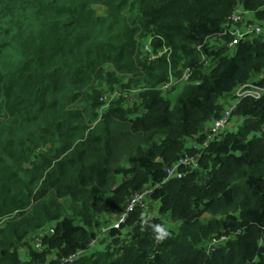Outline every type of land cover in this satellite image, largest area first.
<instances>
[{"label":"trees","instance_id":"obj_1","mask_svg":"<svg viewBox=\"0 0 264 264\" xmlns=\"http://www.w3.org/2000/svg\"><path fill=\"white\" fill-rule=\"evenodd\" d=\"M251 12L264 20V0H0V264H59L81 250L70 264H264V95L243 98L239 128L200 150L221 99L264 73L261 35L229 46ZM146 47H170V60ZM173 78L175 104L161 91ZM117 85L141 98L100 113ZM198 152L199 168L167 180ZM145 190L159 213L137 206L115 227Z\"/></svg>","mask_w":264,"mask_h":264},{"label":"built area","instance_id":"obj_2","mask_svg":"<svg viewBox=\"0 0 264 264\" xmlns=\"http://www.w3.org/2000/svg\"><path fill=\"white\" fill-rule=\"evenodd\" d=\"M239 21H243V12L238 11L235 12L229 19V25L231 22L237 23ZM230 34L233 36L232 40L229 43V46L231 48L236 47L240 42L245 40L253 39L255 36H259L262 34V28L255 24H247L245 29L240 28H233L230 30ZM146 49L150 52L148 55L150 56V59H154L155 57H158L164 53L168 54L169 60L171 57V48L170 47H164V49L158 50V55L149 50L148 47ZM190 71L186 69V71L183 73L182 80L186 81L190 78ZM264 81V73H261L253 80L249 81L248 83L242 85L239 88L238 97L241 101L243 98L252 97L255 99H260L264 95V85L261 84V82ZM176 81H174V78L169 81L165 87H170L171 85L175 84ZM104 93V92H103ZM102 93V94H103ZM105 93H111L114 94L113 96L108 95H102L100 98L101 103L103 104V107L110 105L114 100H118L122 97H130V95L127 93V91L124 90H111V91H105ZM239 101V102H240ZM234 107L227 109L224 114L217 119L213 125L209 128L211 132L208 134L207 139L202 143L200 150L206 148L209 146L210 141L213 139L214 134L221 131L223 128H225L228 123L230 122L231 116L233 114ZM192 148L198 149L199 147L194 144L191 145ZM202 154L201 152H198L194 155H191L189 153H186L184 156H182L175 164L172 166H169L167 168V180L172 179L173 177L182 178L187 173H189V170H195L200 167V158ZM184 167L185 170L181 171V168ZM149 190H145L142 193H136L132 196L126 210L122 213L119 221L114 225L115 227L119 228L122 223H125L128 219L131 211H133L137 206H143L144 208H148L147 204L145 203V198L148 196ZM110 228L103 229V232L109 230ZM54 233L53 228H47L40 230L37 234H34L31 236V239L34 241V245L38 250H42L43 248V238L50 234ZM229 239V236L223 235L221 237H215L213 238L208 247V252H211L218 244L221 242H224ZM84 253L83 250L73 253L68 257L62 258L59 264H70L75 262L82 254ZM43 264H53L50 261H46Z\"/></svg>","mask_w":264,"mask_h":264},{"label":"rangeland","instance_id":"obj_3","mask_svg":"<svg viewBox=\"0 0 264 264\" xmlns=\"http://www.w3.org/2000/svg\"><path fill=\"white\" fill-rule=\"evenodd\" d=\"M99 11L102 12V9L99 8ZM244 17H245V20L246 21L251 20V21H253V23L255 25H258V26H260L262 28L261 37L264 38V20L257 19L253 12L246 14ZM243 29H245L244 26H243ZM150 39L151 38H149L148 40H150ZM218 45L223 46V43L218 42ZM157 53H158V51H157ZM231 53H233V49H231ZM171 54H172V49H171ZM155 55H156V53H155ZM107 68L108 69H111V65H108ZM209 69H211V66L208 64V66L206 67L205 71H207ZM124 81L127 83V79H125ZM179 81H182V80L181 79L178 80L175 84L171 85L170 87H165V86H168V85H166L168 82H166L165 84L161 85V91L164 92L166 98L167 99H170L173 104H175L178 95L180 94V92H182V89H183L182 88V84L179 85V83H181ZM174 85H176V86H174ZM121 87L122 86L117 85L114 90H116V89L117 90H120ZM105 89H107V88H105ZM102 90H104V89L102 88ZM238 92H239V89H236L232 93H229V94L225 95L221 99V102L223 103V105L225 106V108L230 109L232 107H236L237 106V104L240 101L239 100V97H238ZM127 93L130 95V97H128V98L127 97H123V98L126 99L123 105H124V107L133 108L135 102L137 103V100H139L141 97L140 96H137V93L135 94V96H133L131 94V92H127ZM103 94L104 95H108V96H113L115 93L114 94H111V93H105L104 92ZM101 96H100V98H101ZM115 101H117V99L114 100L113 102H115ZM108 107L109 106L105 107L104 110L101 113H103ZM138 113L139 114L143 113V109H140ZM241 123H243V118L239 114H233L231 116L230 122L228 123V125L225 128L222 129V131H226V130L227 131H236L239 128V125ZM144 201H145V203L147 205H150L152 203V206H151L152 209L150 208V213L152 214V216L159 213V211H158L159 203L151 202L152 200H151V198L149 196H146V198H145ZM61 202L68 209V207L70 205V199L69 198L68 199H62ZM165 219H166V223H167V225L169 227H175L176 229H178V226L181 224L180 221H175L173 219H170L169 216H166ZM102 221H103V226H110V225H112L115 222L113 217H111L110 220H107V219H105V218L102 217ZM96 230H97V228H96ZM31 244L33 245L34 244V241L31 239V237L30 238H27L25 240V243H24L23 247L19 250V254H20V257H21L22 260H27L28 259V257H29L28 256L29 250H30V248H33V246ZM104 247H105V244H98V243H96V244L92 245L89 248L88 252L91 253L94 250L102 249Z\"/></svg>","mask_w":264,"mask_h":264},{"label":"clouds","instance_id":"obj_4","mask_svg":"<svg viewBox=\"0 0 264 264\" xmlns=\"http://www.w3.org/2000/svg\"><path fill=\"white\" fill-rule=\"evenodd\" d=\"M101 102V101H100ZM102 104V103H101ZM111 105V104H110ZM110 105H108V106H110ZM105 107H107V106H105ZM105 107H103V104H102V106H101V108L99 109V112L101 113L103 110H104V108Z\"/></svg>","mask_w":264,"mask_h":264}]
</instances>
